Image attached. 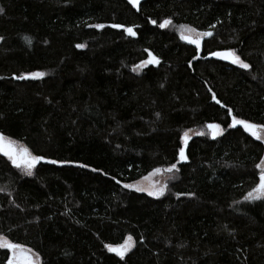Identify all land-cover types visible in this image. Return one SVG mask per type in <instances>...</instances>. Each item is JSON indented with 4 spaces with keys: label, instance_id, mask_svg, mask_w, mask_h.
<instances>
[{
    "label": "trees",
    "instance_id": "trees-1",
    "mask_svg": "<svg viewBox=\"0 0 264 264\" xmlns=\"http://www.w3.org/2000/svg\"><path fill=\"white\" fill-rule=\"evenodd\" d=\"M0 8V132L34 154L91 166L41 164L27 176L0 154V235L41 264H264V201L244 200L259 182L264 143L228 129L227 108L212 99L264 123V0H141L139 10L128 0H0ZM97 23L106 27H89ZM183 24L215 33L202 56L234 48L251 70L193 60ZM148 52L160 64L134 72ZM32 71L48 75L13 78ZM212 122L226 129L216 139ZM189 129V161L163 197L123 188L175 163ZM188 192L195 196H176ZM129 235L124 260L105 247Z\"/></svg>",
    "mask_w": 264,
    "mask_h": 264
},
{
    "label": "snow or ice",
    "instance_id": "snow-or-ice-1",
    "mask_svg": "<svg viewBox=\"0 0 264 264\" xmlns=\"http://www.w3.org/2000/svg\"><path fill=\"white\" fill-rule=\"evenodd\" d=\"M128 2L133 5L137 10L141 7V0H128ZM4 9L0 8V13H3ZM150 23L152 25H156L159 28H167L172 25L171 19H165L162 23L157 22L155 19H150ZM89 27H93L96 29H103L106 26L101 23H97L94 25H89ZM113 29H124V31L132 37L137 36V32L133 29V27H125L123 24L113 23L110 25ZM210 29H215L216 25H210ZM181 39L188 42L190 45L195 46L196 55L193 56V60L196 59H207L209 57L216 58L220 61L229 62L232 65L238 66L243 70H251L252 65L249 62H246L245 59L242 58L240 54H238V50L234 48H227L222 50L208 51L206 56H201L200 53L203 49V41L204 38H211L215 34L211 30L206 31H198L195 27H189L187 25H181ZM4 37L0 36V41H3ZM78 49H83L86 47L85 44L79 43L75 45ZM148 59L140 61L139 64L133 67L134 72H138L144 67L148 65H156L160 64V60L157 56L153 55L151 52H148ZM189 66H191V61H189ZM48 75L47 72L44 71H32L23 73L20 75H14V79L25 81V80H37L43 79ZM256 77L253 76V79ZM0 79H3L0 77ZM209 91H212L209 89ZM212 99L215 100L216 104L221 107L227 108V114L230 117V122L227 124L228 129H237L242 128L244 132L248 133L251 137H254L255 140L264 142V123H256L252 122L248 119L241 118L238 115L234 114L233 109L228 107L225 104L221 103V100L217 99L215 92H212ZM159 116V113L156 114ZM206 128L213 139H216L219 136H222L226 129L220 124L216 122L208 123ZM191 129L184 131L182 136L179 138L180 142H178L176 149V162L169 164L167 167H157L153 170L151 175L167 173L171 174L167 176L168 180L176 179V173L180 171L179 164L189 161V153L188 146L191 136L189 132ZM197 135L204 136L205 132L201 131L197 133ZM0 154L3 157L7 158V160L14 166L16 169L21 170L27 176H33L34 170L37 169V166L41 164L48 165H75L79 168H90L91 166L87 163H82L79 161L72 160H62V159H52L42 154H34L28 147H25L19 144L16 140L11 139L9 136H6L4 133L0 132ZM257 169H259V182L247 193L244 197V200L247 202H256V201H264V159H261L258 164L255 165ZM91 171L98 172L102 171L101 169L91 168ZM104 175H108V173H104ZM112 180L116 181L117 184H120L121 181L117 180L115 176L111 177ZM147 179V178H145ZM123 188L125 189H135L137 192H147L149 196L152 197H163L168 190L167 183H155L151 188H146L137 183H124ZM2 191V189H0ZM177 197L180 196H189L194 197L195 193H176ZM239 203V202H238ZM133 237L129 235L127 237V241L123 244L112 245L107 244L105 247L109 252L115 253L121 260H124L126 255L132 250L134 247V243H132ZM183 245H181L182 247ZM0 249H6V262L5 264H40L39 254L32 251L31 248L26 247L25 244L13 242L6 235H0Z\"/></svg>",
    "mask_w": 264,
    "mask_h": 264
},
{
    "label": "rangeland",
    "instance_id": "rangeland-1",
    "mask_svg": "<svg viewBox=\"0 0 264 264\" xmlns=\"http://www.w3.org/2000/svg\"><path fill=\"white\" fill-rule=\"evenodd\" d=\"M186 25V24H183ZM181 26V25H180ZM177 27V32L179 34V36L181 37V28ZM189 26V25H187ZM191 27V26H189ZM195 131H190L189 135L191 136L192 134H194ZM14 140V139H13ZM17 141V140H16ZM19 144L25 146L23 143L17 141ZM264 143V142H263ZM26 147V146H25ZM264 159V156L263 158ZM153 171H151L149 174H147L146 176H143L142 178L138 179L135 182L132 183H137L139 182L141 186L146 187V188H151L155 183L159 182V183H168V179L167 176L171 175V174H167V173H162V174H156V175H151ZM147 178V179H145ZM147 193V192H146ZM33 251V250H32ZM34 252V251H33ZM36 253V252H35ZM40 260V257H39ZM41 262V261H40ZM41 264V263H40Z\"/></svg>",
    "mask_w": 264,
    "mask_h": 264
},
{
    "label": "water",
    "instance_id": "water-1",
    "mask_svg": "<svg viewBox=\"0 0 264 264\" xmlns=\"http://www.w3.org/2000/svg\"><path fill=\"white\" fill-rule=\"evenodd\" d=\"M206 38H204V40H205ZM183 40V39H182ZM185 43H187L188 44V42L187 41H185V40H183ZM203 43H204V41H203ZM190 45V44H189ZM192 46H194V45H192ZM195 47V46H194ZM202 54H203V51L200 53V55L202 56ZM209 58H211V57H209ZM213 59H216V58H213ZM225 62V61H224ZM227 63H229V62H227Z\"/></svg>",
    "mask_w": 264,
    "mask_h": 264
}]
</instances>
